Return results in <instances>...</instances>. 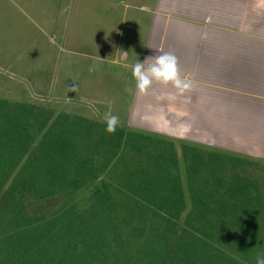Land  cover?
Returning <instances> with one entry per match:
<instances>
[{"label": "rangeland", "instance_id": "obj_1", "mask_svg": "<svg viewBox=\"0 0 264 264\" xmlns=\"http://www.w3.org/2000/svg\"><path fill=\"white\" fill-rule=\"evenodd\" d=\"M153 1L145 0V4ZM143 4L144 0H0V100L48 112L52 116L49 126L62 117V126L68 129L85 126L73 121L74 117L104 126L105 113H111L119 117L118 129L125 132L115 134L127 139V146L122 144L120 148L115 146L116 137L101 143L97 139L100 128L69 136L67 151L97 154L98 173L95 180L76 193L72 207L62 213L90 211L97 190L104 184L112 200L120 202L112 223H125L124 228L113 230L115 242L110 247L114 258H108L106 263L97 260L70 264H163L159 258L164 250L163 239L171 247L183 230L196 235L195 224L186 222L190 183H217L212 177L219 172L229 180L227 172L237 160L225 156V151H208L199 145L184 146V154V147L174 140L127 128L130 109L125 105L131 83L122 85L127 64L124 56L135 53L149 34L151 18L139 11ZM247 160L236 165L264 197V161ZM23 163L27 161L24 159ZM20 169L11 173L4 189L17 181ZM157 169L160 183L178 184L180 194L176 197L185 205L179 220L164 217L175 224L174 235L166 232L168 225L164 220L153 216L154 207L143 203L148 212L141 215L142 220L133 215L134 208L132 215L127 210L129 202L142 201L132 186L142 180H136V175L157 179ZM62 202L47 201L44 209L56 213ZM161 214L166 216L165 212ZM213 238L208 236L207 242L226 259L256 264V259L242 260L234 254L239 239L228 244ZM262 240L264 244V235ZM34 261L24 259L22 263L0 252V264H55L42 259Z\"/></svg>", "mask_w": 264, "mask_h": 264}, {"label": "trees", "instance_id": "obj_2", "mask_svg": "<svg viewBox=\"0 0 264 264\" xmlns=\"http://www.w3.org/2000/svg\"><path fill=\"white\" fill-rule=\"evenodd\" d=\"M51 118L42 109L0 100V252L22 263L24 259H42L55 264L97 260L106 263L108 258L115 257L110 247L115 242L113 230L125 227V223L118 224L116 220L112 223L120 202L112 200L108 188L102 184L90 211L63 214L72 207L76 193L87 182L95 180L98 173L97 154L83 155L66 148L70 134L92 132L96 128H100L97 139L101 143L116 137L115 146L120 148L122 144L127 146V139H123L124 135L107 134L106 125L75 117L73 121L85 125L82 129L75 125L65 129L62 117L49 126ZM117 132L123 131L117 128ZM239 162L237 159L232 162L234 166L230 165L229 180L219 172L212 177L217 183H190V211L186 222L195 224L196 235L183 230L171 247L163 239L164 250L159 255L163 264H241L238 260L226 259L207 242L208 236L228 244L239 239L233 250L242 260L253 261L264 254V197L258 186L242 174L237 166ZM19 167L17 181L4 189L11 173ZM159 175L157 179L136 175V180H142H135L137 183L132 186L142 201L129 202L127 210L132 215L134 208L133 215L142 220L141 215L148 212L143 203L154 207L153 216L164 220L168 225L166 232L174 235L175 224L164 217L179 220L185 205L176 197L180 194L178 184L160 183ZM56 199L63 200L56 213L44 209L47 201Z\"/></svg>", "mask_w": 264, "mask_h": 264}, {"label": "crops", "instance_id": "obj_3", "mask_svg": "<svg viewBox=\"0 0 264 264\" xmlns=\"http://www.w3.org/2000/svg\"><path fill=\"white\" fill-rule=\"evenodd\" d=\"M139 11L151 26L124 56L127 128L264 161V0H144ZM164 53L176 57L189 90L181 95L154 82L141 96L134 64L151 58L147 67Z\"/></svg>", "mask_w": 264, "mask_h": 264}, {"label": "clouds", "instance_id": "obj_4", "mask_svg": "<svg viewBox=\"0 0 264 264\" xmlns=\"http://www.w3.org/2000/svg\"><path fill=\"white\" fill-rule=\"evenodd\" d=\"M127 53H125L126 55ZM151 59V58H149ZM147 59V60H149ZM137 62L132 68V76L136 81V87L141 96L148 94L152 84L158 83L167 87L171 85L178 94H183L190 88V82L183 79L179 73L177 59L170 53H164L154 58V61L145 66L146 61ZM105 131L109 135H114L120 125L118 116L105 113ZM256 264H264V255L256 259Z\"/></svg>", "mask_w": 264, "mask_h": 264}]
</instances>
